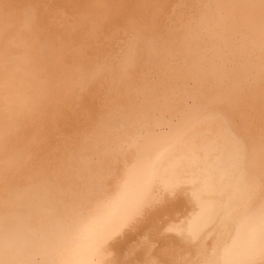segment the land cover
Instances as JSON below:
<instances>
[{
  "label": "bare ground",
  "instance_id": "obj_1",
  "mask_svg": "<svg viewBox=\"0 0 264 264\" xmlns=\"http://www.w3.org/2000/svg\"><path fill=\"white\" fill-rule=\"evenodd\" d=\"M0 264H264V0H0Z\"/></svg>",
  "mask_w": 264,
  "mask_h": 264
}]
</instances>
